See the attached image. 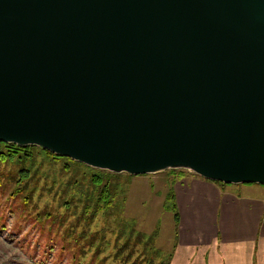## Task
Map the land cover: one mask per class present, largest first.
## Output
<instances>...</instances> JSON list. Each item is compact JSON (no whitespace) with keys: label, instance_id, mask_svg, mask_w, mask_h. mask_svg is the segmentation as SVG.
Instances as JSON below:
<instances>
[{"label":"water","instance_id":"water-1","mask_svg":"<svg viewBox=\"0 0 264 264\" xmlns=\"http://www.w3.org/2000/svg\"><path fill=\"white\" fill-rule=\"evenodd\" d=\"M0 143L264 185V0H0Z\"/></svg>","mask_w":264,"mask_h":264},{"label":"rangeland","instance_id":"rangeland-1","mask_svg":"<svg viewBox=\"0 0 264 264\" xmlns=\"http://www.w3.org/2000/svg\"><path fill=\"white\" fill-rule=\"evenodd\" d=\"M32 158L25 181L22 165L0 163V264H211L215 254L222 264H253L252 258L256 264L249 245L217 251L179 246L174 212L164 207L172 186L167 171L110 175L55 161L39 149ZM96 174L109 179L113 205L88 217L84 208L94 205ZM22 186L27 192L20 194L30 192L31 200L16 194ZM155 231L150 243L147 237Z\"/></svg>","mask_w":264,"mask_h":264},{"label":"crops","instance_id":"crops-1","mask_svg":"<svg viewBox=\"0 0 264 264\" xmlns=\"http://www.w3.org/2000/svg\"><path fill=\"white\" fill-rule=\"evenodd\" d=\"M173 189L180 247L217 251L224 246L244 250L249 245L256 264H264V185H220L188 172ZM220 260L219 256L222 264ZM219 263L215 254L211 264Z\"/></svg>","mask_w":264,"mask_h":264},{"label":"trees","instance_id":"trees-1","mask_svg":"<svg viewBox=\"0 0 264 264\" xmlns=\"http://www.w3.org/2000/svg\"><path fill=\"white\" fill-rule=\"evenodd\" d=\"M33 149H39L42 151V153L46 154L48 157H50L51 159L55 160V161H60V160H68L70 162L76 163L80 166H85L82 163L79 162H75L69 158H65V157H61V156H56L50 152H48L47 150L41 149L39 147L36 146H26V147H20L17 146L15 144H7V143H0V163L1 164H20L22 165V169L23 171L20 173L21 175V181H25V178L28 177V169H26L25 166H27L26 163L30 162V161H34V158H32V150ZM110 175H117L111 172H107ZM185 173H188V171L185 170H169L167 171V174H171L172 176V186L170 187V189L167 191L166 195H165V204L164 207L166 210L172 211L174 212V220L176 222L177 228L179 225V221H180V217H179V212L177 209V203H176V195H175V191L173 189L175 183L182 177V175H184ZM92 183L94 186V195L96 196H92L91 200H93L94 205L90 206H85L84 208V214L88 215V217L90 216L89 214L92 213V215H97L98 213L102 212V211H106L109 210L112 205H113V194L111 191V183L109 181L108 178L103 177L102 174H96L92 176ZM220 185H225L223 183L220 182H216ZM27 192V188H24V186H22V188H18L16 190V194H20V193H24ZM111 194V195H110ZM25 201H29L31 200V195L30 192L27 194H20L19 196H22ZM87 200L90 201V199L87 197ZM100 204V205H99ZM157 232L155 231L154 233H152V235H150L149 237H147V240L150 241V243H152V241L154 242L155 239L154 237L156 236ZM144 237V236H143ZM118 253H121V248H118ZM171 259V256H170ZM172 260V259H171ZM152 264V262L150 263Z\"/></svg>","mask_w":264,"mask_h":264},{"label":"bare ground","instance_id":"bare-ground-1","mask_svg":"<svg viewBox=\"0 0 264 264\" xmlns=\"http://www.w3.org/2000/svg\"><path fill=\"white\" fill-rule=\"evenodd\" d=\"M111 195V194H110ZM100 205V204H99Z\"/></svg>","mask_w":264,"mask_h":264}]
</instances>
